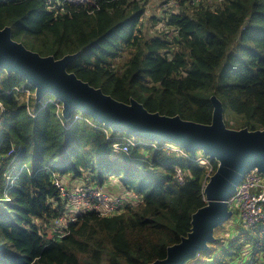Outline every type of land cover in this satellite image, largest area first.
<instances>
[{
	"label": "trees",
	"instance_id": "1",
	"mask_svg": "<svg viewBox=\"0 0 264 264\" xmlns=\"http://www.w3.org/2000/svg\"><path fill=\"white\" fill-rule=\"evenodd\" d=\"M176 1L163 0L166 30L154 36L142 30L146 0H0V29L10 26L14 40L43 56L79 52L68 71L119 101L210 124L215 94L228 127L263 129L264 0ZM34 93L21 76L0 73V264L164 259L206 204L218 163L200 149L112 131L80 111L66 119L62 102L52 94L37 102ZM69 176L118 200L116 211L102 213L97 197L76 209L57 185L70 191ZM62 217L63 231L49 237ZM216 232L210 250L185 264L264 263V225L235 239Z\"/></svg>",
	"mask_w": 264,
	"mask_h": 264
},
{
	"label": "water",
	"instance_id": "2",
	"mask_svg": "<svg viewBox=\"0 0 264 264\" xmlns=\"http://www.w3.org/2000/svg\"><path fill=\"white\" fill-rule=\"evenodd\" d=\"M79 52L62 58L43 56L14 40L12 28L0 29V73L17 74L35 88V99L52 94L62 102V113L69 119L76 111L109 126L112 131L158 144L171 142L193 155L201 149L218 165L204 185L206 204L192 214L191 229L181 240L167 248L164 259L150 264H185L209 251L216 242L215 231L233 216L228 201L239 183L253 171L264 173V128L250 130L228 127L222 101L213 94L210 124L184 120L180 115L168 116L150 112L136 100L122 102L95 88L69 72L68 66Z\"/></svg>",
	"mask_w": 264,
	"mask_h": 264
},
{
	"label": "built area",
	"instance_id": "3",
	"mask_svg": "<svg viewBox=\"0 0 264 264\" xmlns=\"http://www.w3.org/2000/svg\"><path fill=\"white\" fill-rule=\"evenodd\" d=\"M87 1L88 0H78L72 2L83 3ZM164 1L177 7L176 0ZM190 1L195 4L202 0ZM115 150H118L117 146ZM177 178L180 182H183V174L180 170H178ZM57 185L61 188L63 195L67 196L69 200L77 201L80 199L73 198V196L85 199V197L89 195L100 199V203L98 202L95 207L101 210L102 213H113L117 209L118 200H112L111 197L102 190H79L76 193L70 194L66 189H64L61 183L57 182ZM228 204L229 207L233 205H237L239 207L242 222L247 228H255L258 225H264V173L258 172L256 169L249 172L239 183L237 191L229 199ZM64 220L65 219L62 217L58 222H63ZM65 221L67 222L68 220Z\"/></svg>",
	"mask_w": 264,
	"mask_h": 264
},
{
	"label": "rangeland",
	"instance_id": "4",
	"mask_svg": "<svg viewBox=\"0 0 264 264\" xmlns=\"http://www.w3.org/2000/svg\"><path fill=\"white\" fill-rule=\"evenodd\" d=\"M71 1H78V0H71ZM146 13L145 16L143 17V23L144 25L142 26V30L146 36H154L157 33H161L164 30H166L165 27V22L161 20L162 16L164 15L165 11L170 10L171 6L163 3V0H146ZM152 16H155V18L158 20V22H153ZM170 32H173L171 30ZM33 110V108H32ZM34 112V111H33ZM68 123L66 124V126ZM63 181L65 184L71 183V190L68 191L70 194L76 193L77 191L81 189H85V191H89L90 187H88V183L86 179H79V180H74L73 177L69 176L68 178H63ZM81 188V189H80ZM101 190V188H97ZM87 197H91L87 195L85 199H81V197L78 196H73V198H78L80 200L76 201V209H81L85 207H92V204L90 201L87 199ZM99 203L100 199L98 198ZM74 209V210H76ZM230 209L233 212V216L230 220H228L226 223H224L221 227L217 228L216 234L221 240L225 239H231V238H237L239 234L242 232L245 233L246 235L250 233V228H247L241 219V213L240 209L237 205H233L230 207ZM39 225H43L44 223L41 221H38ZM61 226H63V222H57L56 223V229H55V224H53V227L51 226V229H48V236H53L55 233L59 232L61 233L63 229H60ZM58 228V229H57ZM51 230V231H50ZM248 252L245 254L244 261L246 259L250 260L251 259V254L254 252V248L249 246L247 248ZM243 264V263H240ZM264 264V263H261Z\"/></svg>",
	"mask_w": 264,
	"mask_h": 264
},
{
	"label": "bare ground",
	"instance_id": "5",
	"mask_svg": "<svg viewBox=\"0 0 264 264\" xmlns=\"http://www.w3.org/2000/svg\"><path fill=\"white\" fill-rule=\"evenodd\" d=\"M199 150V149H198ZM201 150V149H200Z\"/></svg>",
	"mask_w": 264,
	"mask_h": 264
}]
</instances>
